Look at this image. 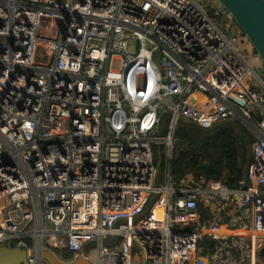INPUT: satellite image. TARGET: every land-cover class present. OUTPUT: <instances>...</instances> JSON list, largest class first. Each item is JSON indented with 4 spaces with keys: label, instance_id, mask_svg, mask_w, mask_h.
<instances>
[{
    "label": "built area",
    "instance_id": "2783aa9c",
    "mask_svg": "<svg viewBox=\"0 0 264 264\" xmlns=\"http://www.w3.org/2000/svg\"><path fill=\"white\" fill-rule=\"evenodd\" d=\"M225 10L0 0V244L27 250L19 264L86 243L91 264L264 260V66L235 45ZM234 119L253 133L237 184L192 172L176 184L179 123Z\"/></svg>",
    "mask_w": 264,
    "mask_h": 264
},
{
    "label": "trees",
    "instance_id": "16d2710c",
    "mask_svg": "<svg viewBox=\"0 0 264 264\" xmlns=\"http://www.w3.org/2000/svg\"><path fill=\"white\" fill-rule=\"evenodd\" d=\"M215 11L216 7H210V14L219 19L221 16ZM176 134L173 156L169 159L176 184L187 172H192L196 179L200 176L218 179L229 186L236 185L243 177L253 133L240 120L217 123L207 128L182 120ZM202 238L199 243L214 249L216 240L208 235ZM258 253L264 256V243Z\"/></svg>",
    "mask_w": 264,
    "mask_h": 264
},
{
    "label": "water",
    "instance_id": "95a60500",
    "mask_svg": "<svg viewBox=\"0 0 264 264\" xmlns=\"http://www.w3.org/2000/svg\"><path fill=\"white\" fill-rule=\"evenodd\" d=\"M235 20L236 25L251 42L255 52L264 64V0H216ZM223 19L222 22H225ZM34 254L33 249L29 250ZM84 249L71 261H63L49 249H39V255L48 264H91L86 258ZM25 248L0 244V264H19L27 256Z\"/></svg>",
    "mask_w": 264,
    "mask_h": 264
},
{
    "label": "rangeland",
    "instance_id": "374dc122",
    "mask_svg": "<svg viewBox=\"0 0 264 264\" xmlns=\"http://www.w3.org/2000/svg\"><path fill=\"white\" fill-rule=\"evenodd\" d=\"M200 1H206V0H200ZM213 1H214V3H216V0H213ZM224 17H225V19H230V21H232L231 15L229 12H225ZM234 24L231 23V27H230L228 33L230 36H235V39H234L235 45L238 47V49H240L252 61V64L256 70H258V71L263 70L264 64H263L262 59L255 52L251 42L246 37V35L242 32L240 27L237 26L236 24L235 25ZM117 65H118V61L114 60L113 66L116 67ZM252 140H253V138H252ZM161 149H163V147ZM162 165L163 166L166 165V160L163 159ZM223 227L224 226H222V228ZM234 230L237 231L238 229H234ZM85 249H86V252L91 256V259H93V256H94L93 246H91L90 243H86ZM55 253L63 261H70L71 260L70 256H68L64 250L55 251ZM259 261H260L259 264H264V260L259 259Z\"/></svg>",
    "mask_w": 264,
    "mask_h": 264
},
{
    "label": "clouds",
    "instance_id": "9594fccd",
    "mask_svg": "<svg viewBox=\"0 0 264 264\" xmlns=\"http://www.w3.org/2000/svg\"><path fill=\"white\" fill-rule=\"evenodd\" d=\"M235 27H236V26H235ZM41 249H47V248H41ZM49 250H50V249H49ZM54 250H55V249H54ZM51 251H52V250H51ZM55 251H56V250H55ZM84 251H85V249H84ZM52 252H53V251H52ZM53 253H54L55 255H57L55 252H53ZM84 253H85V252H84ZM76 256H77V255H76ZM76 256H75V257H76ZM85 256H86V255H85ZM75 257H74V258H75ZM74 258H71V260L74 259ZM86 258H87V257H86ZM87 259H88V258H87ZM71 260H70V261H71ZM88 260H89V259H88ZM89 261H90V260H89ZM90 263H91V261H90Z\"/></svg>",
    "mask_w": 264,
    "mask_h": 264
},
{
    "label": "crops",
    "instance_id": "0c3cea01",
    "mask_svg": "<svg viewBox=\"0 0 264 264\" xmlns=\"http://www.w3.org/2000/svg\"><path fill=\"white\" fill-rule=\"evenodd\" d=\"M230 229H232V228H230ZM239 231V230H238Z\"/></svg>",
    "mask_w": 264,
    "mask_h": 264
},
{
    "label": "bare ground",
    "instance_id": "6f19581e",
    "mask_svg": "<svg viewBox=\"0 0 264 264\" xmlns=\"http://www.w3.org/2000/svg\"><path fill=\"white\" fill-rule=\"evenodd\" d=\"M238 230H239V229H238ZM238 230H237V231H238Z\"/></svg>",
    "mask_w": 264,
    "mask_h": 264
}]
</instances>
